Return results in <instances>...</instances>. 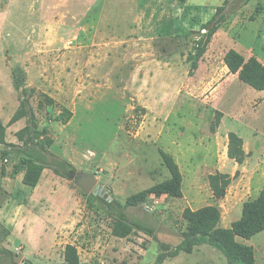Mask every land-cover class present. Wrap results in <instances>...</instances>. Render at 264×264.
I'll return each instance as SVG.
<instances>
[{
	"label": "rangeland",
	"instance_id": "374dc122",
	"mask_svg": "<svg viewBox=\"0 0 264 264\" xmlns=\"http://www.w3.org/2000/svg\"><path fill=\"white\" fill-rule=\"evenodd\" d=\"M224 4L225 21L193 69L202 25ZM231 48L264 63V0H0V122L9 139L0 145V177L25 171L28 153L48 159L45 201L30 209L61 227L30 256L22 245L0 250V264H66L68 243L80 264H154L183 239L185 208L215 205L223 227L238 220L264 188V91L226 72ZM24 99L33 117L9 124ZM67 109L73 115L64 122ZM27 126L24 147L17 132ZM231 132L243 139L242 163L228 156ZM160 149L180 166L183 197L150 195L126 207L128 197L170 177ZM70 171L96 175L105 195L84 193ZM216 172L232 177L222 198L210 185ZM122 212L157 239L138 229L114 235ZM8 234L0 230V248ZM21 237L35 248L31 234ZM238 240L264 264V230ZM163 264L229 263L204 244Z\"/></svg>",
	"mask_w": 264,
	"mask_h": 264
},
{
	"label": "trees",
	"instance_id": "16d2710c",
	"mask_svg": "<svg viewBox=\"0 0 264 264\" xmlns=\"http://www.w3.org/2000/svg\"><path fill=\"white\" fill-rule=\"evenodd\" d=\"M225 6V4L218 6L212 18L202 25V28L206 29L207 32L202 35L197 43L195 58L192 62L193 69L198 68L199 61L203 57L213 35L219 30L222 22L225 21ZM224 62L229 72L237 74L242 82L258 91H264V63L256 56L246 59L238 50L231 48L225 54ZM23 93L26 94L25 89ZM44 96L48 104L52 105L55 102L52 97L45 94ZM28 106V101L26 99L22 100L9 124H13L27 115L33 117ZM72 115V111L67 109L64 122L69 121ZM28 130H30L29 126L17 132V137L20 141H23L24 147L31 143L24 137V133ZM6 131L7 125L0 122V144H7ZM159 151L170 177L128 197L125 203L126 207L142 204L147 201L150 195L183 197V174L179 164L169 152L163 149ZM228 156L238 163L244 162L247 156L243 139L235 132L229 134ZM21 161L26 166L23 183L31 187L38 185L44 169L51 165L43 155H36L35 153H28ZM69 166L71 165L69 164ZM55 172L62 175L59 169H55ZM209 180L214 195L217 198H222L226 195L232 177L229 174L216 172L210 175ZM103 200L107 206H111L106 198H103ZM183 218L188 223L187 229L183 232V239L171 250L158 254L154 264H163L167 258L178 256L181 252L192 253L196 247L204 244L220 250L229 264H256L254 247L239 241L238 237L250 239L264 230V188L258 197L244 203L242 216L234 221L230 227L220 225L221 211L215 205H206L198 209L187 207L183 211ZM135 229L142 230L157 239L153 227L130 220L124 212L120 213L115 221L113 234L118 237H127ZM0 250L6 252V249L0 248ZM65 261L66 264H80L76 245L71 243L66 245Z\"/></svg>",
	"mask_w": 264,
	"mask_h": 264
},
{
	"label": "crops",
	"instance_id": "0c3cea01",
	"mask_svg": "<svg viewBox=\"0 0 264 264\" xmlns=\"http://www.w3.org/2000/svg\"><path fill=\"white\" fill-rule=\"evenodd\" d=\"M130 23L132 22L127 23V27ZM131 38L129 41L136 40V38ZM226 68V72H229L227 66ZM8 141L6 134V142L8 143ZM24 174L25 171L20 170L17 171L15 176L7 172L5 176L0 177V230H8V238L4 242L6 245L4 248L7 251L14 252L17 250L18 245H22L25 246V254L30 256L41 246H46V237L49 238L52 234H58L61 227L59 223H53L49 215L33 210L37 209L33 206L34 203L41 204L45 201L42 194H40L41 178L36 187H31L23 183ZM21 200H24V202H21ZM32 206L33 209L31 210L30 207ZM27 233L31 234L36 241L33 250L28 246L25 238L21 237L23 234L27 235ZM18 234H21V236H18Z\"/></svg>",
	"mask_w": 264,
	"mask_h": 264
},
{
	"label": "water",
	"instance_id": "95a60500",
	"mask_svg": "<svg viewBox=\"0 0 264 264\" xmlns=\"http://www.w3.org/2000/svg\"><path fill=\"white\" fill-rule=\"evenodd\" d=\"M68 175L76 182V184H78L82 188L84 193L86 194L94 193L101 196L105 195V191L100 185L96 175L86 174L82 172H75V171H70ZM15 258L19 260L22 257L15 255Z\"/></svg>",
	"mask_w": 264,
	"mask_h": 264
}]
</instances>
